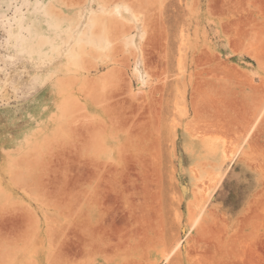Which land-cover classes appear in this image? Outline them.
Returning <instances> with one entry per match:
<instances>
[{
  "label": "rangeland",
  "instance_id": "rangeland-1",
  "mask_svg": "<svg viewBox=\"0 0 264 264\" xmlns=\"http://www.w3.org/2000/svg\"><path fill=\"white\" fill-rule=\"evenodd\" d=\"M209 1L0 0V264H264V0Z\"/></svg>",
  "mask_w": 264,
  "mask_h": 264
},
{
  "label": "bare ground",
  "instance_id": "bare-ground-1",
  "mask_svg": "<svg viewBox=\"0 0 264 264\" xmlns=\"http://www.w3.org/2000/svg\"><path fill=\"white\" fill-rule=\"evenodd\" d=\"M109 1H112V0H100V3H102L103 4V8H104V10H103V12H104V14H106V18H107V20H110V19H113L114 18V16L117 14V13H119V11H120V9H121V7L119 6V4H114V6L112 7V8H110V9H108L107 7H105V5H106V3H108ZM238 3H237V0H210L209 1V4H208V9H209V11H210V13L211 14H213V15H216V16H218V21L221 23V32L222 33H224V34H237L238 35V33H242V32H244L245 30V28H243V26L245 25V22H247L248 23V20L247 21H244V19H246V18H249L248 16H243V15H246L245 13L242 15L243 16V18H242V16H239V17H236L237 16V13H238V5H237ZM248 15V14H247ZM250 15H252L251 13H250ZM250 17H252V16H250ZM251 20H252V18H250ZM256 19V18H255ZM250 20V21H251ZM244 22L243 23V26H240L241 24H240V22ZM226 22V23H225ZM250 23V22H249ZM240 24V25H239ZM185 30L184 29H182V32H184ZM126 37V43L128 44V45H131V42H132V38H133V35H126L125 36ZM207 56V55H206ZM199 57H201V56H199ZM198 57V58H199ZM207 57H209V56H207ZM203 58V57H202ZM201 60V59H200ZM207 60H208V58H207ZM210 60V59H209ZM197 61V60H196ZM199 61V60H198ZM205 61V60H204ZM203 61V62H204ZM211 61V60H210ZM202 62V63H203ZM206 62V61H205ZM204 62V63H205ZM198 63V62H197ZM207 63V62H206ZM199 64H200V62H199ZM202 65V64H201ZM198 67V66H197ZM205 68H207V67H205ZM209 68V67H208ZM211 69V68H210ZM210 69H208V70H210ZM198 72V71H197ZM196 72V73H197ZM200 72V71H199ZM258 117H259V115L256 117V119H255V121L252 123V125H251V127L249 128V130H248V133L254 128V126H255V124H256V122H257V120H258ZM129 180V179H128ZM134 182V181H133ZM106 187H108V186H106ZM117 188V187H116ZM127 188V187H126ZM108 190V189H107ZM115 190V189H114ZM121 190V189H120ZM119 190V191H120ZM118 191V190H117ZM118 191V192H119ZM123 193V192H122ZM124 195V194H123ZM142 205V204H141ZM140 208V207H139ZM142 208V207H141ZM144 209V208H143ZM144 211V210H143ZM148 212V211H147ZM133 213V212H132ZM141 213V212H140ZM143 213V212H142ZM135 214V213H134ZM137 215V214H136ZM133 216H135V215H133ZM138 216H139V214H138ZM141 217V216H140ZM133 218V217H132ZM131 218V219H132ZM135 218V217H134ZM143 218V217H142ZM141 218V219H142ZM131 219H129V220H131ZM151 219V218H150ZM149 219V220H150ZM137 220V219H136ZM139 220H140V218H139ZM142 221V220H141ZM143 221H144V219H143ZM148 221V220H147ZM146 221V222H147ZM152 222V221H151ZM144 223V222H143ZM150 223V222H149ZM145 225V224H144ZM150 224H148V226H149ZM153 225V224H152ZM151 225V226H152ZM142 226V225H141ZM139 227V226H138ZM143 227H145V226H143ZM142 227V228H143ZM153 227V226H152ZM137 229V228H136ZM144 229V228H143ZM147 229V228H146ZM149 229H151L150 227H149ZM149 229H148V231H149ZM97 231V230H96ZM139 232V231H138ZM145 232V231H144ZM95 233V232H94ZM142 233V232H141ZM85 242V241H84ZM86 243V242H85ZM85 245V244H84Z\"/></svg>",
  "mask_w": 264,
  "mask_h": 264
}]
</instances>
